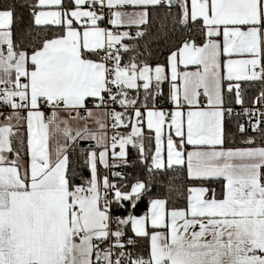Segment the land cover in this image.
I'll return each instance as SVG.
<instances>
[{
	"label": "snow or ice",
	"instance_id": "1",
	"mask_svg": "<svg viewBox=\"0 0 264 264\" xmlns=\"http://www.w3.org/2000/svg\"><path fill=\"white\" fill-rule=\"evenodd\" d=\"M0 264H264V0H0Z\"/></svg>",
	"mask_w": 264,
	"mask_h": 264
},
{
	"label": "trees",
	"instance_id": "2",
	"mask_svg": "<svg viewBox=\"0 0 264 264\" xmlns=\"http://www.w3.org/2000/svg\"><path fill=\"white\" fill-rule=\"evenodd\" d=\"M154 47H155V46H154ZM166 54H167V51H166V50H164V52H163V55H161V56H160V59H161V60H163V58H164V55H166Z\"/></svg>",
	"mask_w": 264,
	"mask_h": 264
}]
</instances>
